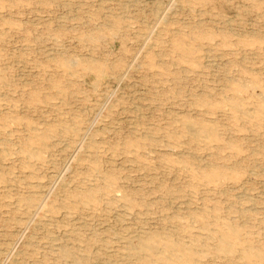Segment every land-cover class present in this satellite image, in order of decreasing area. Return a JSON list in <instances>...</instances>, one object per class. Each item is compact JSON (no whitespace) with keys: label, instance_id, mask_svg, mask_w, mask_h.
<instances>
[{"label":"rangeland","instance_id":"obj_1","mask_svg":"<svg viewBox=\"0 0 264 264\" xmlns=\"http://www.w3.org/2000/svg\"><path fill=\"white\" fill-rule=\"evenodd\" d=\"M0 264H264V0H0Z\"/></svg>","mask_w":264,"mask_h":264},{"label":"bare ground","instance_id":"obj_2","mask_svg":"<svg viewBox=\"0 0 264 264\" xmlns=\"http://www.w3.org/2000/svg\"><path fill=\"white\" fill-rule=\"evenodd\" d=\"M72 133H76V134H77V133H78V129L73 130ZM31 204H32V203H31ZM30 239H31V238H30ZM143 246H144V245H143ZM130 249H131V248H130ZM149 250H150V249H149ZM131 251H133V250H131ZM68 252H69V251H68ZM143 256H144V255H143ZM141 257H142V256H141Z\"/></svg>","mask_w":264,"mask_h":264}]
</instances>
